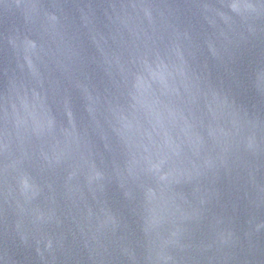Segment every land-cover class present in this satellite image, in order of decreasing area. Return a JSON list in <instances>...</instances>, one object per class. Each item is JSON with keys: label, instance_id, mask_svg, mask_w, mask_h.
Masks as SVG:
<instances>
[{"label": "water", "instance_id": "1", "mask_svg": "<svg viewBox=\"0 0 264 264\" xmlns=\"http://www.w3.org/2000/svg\"><path fill=\"white\" fill-rule=\"evenodd\" d=\"M0 264H264V0H0Z\"/></svg>", "mask_w": 264, "mask_h": 264}]
</instances>
